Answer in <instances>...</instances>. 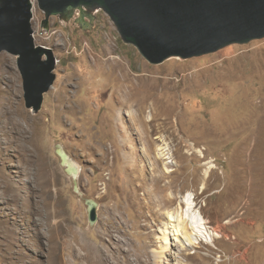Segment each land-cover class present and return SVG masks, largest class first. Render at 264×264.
I'll return each mask as SVG.
<instances>
[{"label":"rangeland","instance_id":"374dc122","mask_svg":"<svg viewBox=\"0 0 264 264\" xmlns=\"http://www.w3.org/2000/svg\"><path fill=\"white\" fill-rule=\"evenodd\" d=\"M32 2L34 39L53 51L56 78L34 112L25 105L18 57L0 55V222L17 206L10 191L17 187L29 201V210L24 209L31 225L27 244H16L14 252L22 246L31 258L28 264H51L53 258L56 264H102L78 259L98 249L110 255L111 264H264V40L153 65L123 42L103 11L91 32L52 17L46 34L44 13L37 0ZM114 58L122 59L125 71L141 83L132 99L146 117L156 108L160 118L171 116L167 128L154 135L163 137L158 145L170 147L175 162L170 168L178 170L166 191L176 197L169 207L159 208L145 195L155 185L142 181L148 175L141 167L147 171L153 163L142 160L146 145L134 131L126 138L119 131L123 115L131 121L115 97L123 82L121 69L108 61ZM149 87L155 90L148 92ZM24 140L36 159L30 166L23 161ZM57 145L80 167V194L61 166ZM189 195L194 212L211 228L224 225L227 234L214 245L186 241L190 259L181 254L180 242L169 235L167 243L163 239L166 211ZM45 197L51 221H61L63 228L54 244L35 230L36 203ZM87 199L98 203L93 227ZM5 239L0 232V264L18 257L7 250ZM64 240L71 244L65 247Z\"/></svg>","mask_w":264,"mask_h":264},{"label":"water","instance_id":"95a60500","mask_svg":"<svg viewBox=\"0 0 264 264\" xmlns=\"http://www.w3.org/2000/svg\"><path fill=\"white\" fill-rule=\"evenodd\" d=\"M50 32V19L72 23L88 33L103 11L124 43L134 46L150 64L170 58L192 59L219 52L231 45L264 40V0H37ZM32 0H0V55L18 57L26 108L37 112L54 84L56 58L34 39ZM61 166L75 181L79 165L57 145ZM90 226L98 221V203L87 199Z\"/></svg>","mask_w":264,"mask_h":264},{"label":"bare ground","instance_id":"6f19581e","mask_svg":"<svg viewBox=\"0 0 264 264\" xmlns=\"http://www.w3.org/2000/svg\"><path fill=\"white\" fill-rule=\"evenodd\" d=\"M108 61L112 64V66L114 65L115 68L119 67L121 69V74L119 73V77L123 82V87L122 89L120 88L118 91L116 90L117 96L115 95V93L114 95L117 99L118 104L122 105L123 110L127 111L128 119L129 121H131V123L128 124L127 123L128 120L126 121L124 119L125 116L123 115L120 119L121 123L118 125L119 131L121 132L122 137L124 136V138H126V133H128L129 130L134 131L137 138H139L144 143V145H146L145 146L146 149H144L145 153L144 155H142V160L143 159L153 160V163L151 164L152 168L150 167V169H147V171L145 170V166H143L144 168L141 167L142 174L146 175L147 173L148 175V178H145L144 176L142 181H145L146 183L148 182L155 183L154 189H150V186L149 188L147 187V191L145 192V195H147V197L149 195L150 200L153 201L157 206H159V208L161 206L165 207L166 205L167 207H169L174 203L176 197L174 198L175 195H173V193L166 194V191H168V189L174 185V177L175 174L178 173L177 172L178 170L170 168L172 165L175 164L173 160V152L171 151L170 147L166 143H163V145L160 144L158 145L157 144L158 141L164 142L163 137L154 138V135L156 131L159 130L164 131L167 128L168 122L171 121V116L169 115L165 116L164 119L160 118L161 113L159 112V109L155 107L156 111L154 115L153 116L150 115L146 117L145 109L143 107H139L137 100L134 101L132 99L133 95H136L135 90L139 89V87L142 86L141 83H135L132 76L125 71L123 67L124 61L122 59L114 58L113 60L109 59ZM95 62H97V59H95ZM150 79L153 80V78L148 76V80ZM155 79H157V77ZM154 86L157 87V85ZM147 90L148 92L149 91L151 92L154 91L155 89L153 87H149L147 88ZM171 129L168 127L167 130H171ZM25 143L26 142L24 140V143H22V150H21L23 151L24 154L23 161H25L30 166V164L33 161H36V159L35 156L32 155V153L30 152L29 148ZM40 175L43 176V173H41ZM167 178L169 179V181H167L164 186H160L158 182H161L162 180H165ZM10 191L14 193L12 196V202H14L17 206L15 209L11 210V213L5 215V217L2 218L0 222V232L3 235L6 234L5 240H8L9 242L7 250H10L9 252L11 254H18V257L12 259L10 264H28V262H31V258L29 257L28 259V257L25 254H23V250L21 248L22 246H18L16 252H14L13 249L16 247V244L18 243H22L24 245L27 244L26 237L31 225H29V223L26 221L25 209L29 208V204H28L29 201L27 200L26 195H21V191L19 190V188L11 187ZM43 191L44 192L46 191L45 188H43ZM191 198L192 197L190 195L188 197H185L183 200L179 201L180 203L177 208L175 209L171 208L166 211V215H165L167 218V223L165 224L166 232L163 235V239L164 241H166V243L168 241V235L170 237H173V239L177 241V243L180 242L182 246L181 254L188 257L189 259L191 258V252H188V248H187L188 244H186V241L189 242L190 246L191 245L195 246L197 244L200 245L202 241H206L208 245L211 244L214 245L218 238H221L223 235H227L224 232L225 230L224 225L218 224L216 227L211 228L210 226H208L207 221L200 218V216H198L196 212H194L195 204L193 203V201H191ZM49 202H50L49 198L45 197L43 201L40 202L38 201L36 203V212L38 213L39 219H37V221L35 222V226H36L35 230L37 233L41 235H48L50 242L54 244L57 240V237L61 235L60 233L62 232L63 228L61 225L62 224L61 221H57V222L51 221L50 215L47 212L49 207ZM14 214L16 216L19 215V218L11 217V215ZM57 217H58V212L55 211L54 218ZM44 224L47 226V228L45 227L44 229H41L44 226ZM62 244H64L66 247V245H70L71 243L68 240H64ZM35 248L39 249V247L37 246ZM56 248L57 247H54V250H56ZM166 251L168 250L164 248L163 252ZM240 255L242 259L246 258V253H240ZM78 259L86 260V261L95 259L101 262L102 264H111L110 255L99 249L96 250L95 253H91L89 251L81 256L78 255ZM51 264H56L54 258L51 260Z\"/></svg>","mask_w":264,"mask_h":264}]
</instances>
